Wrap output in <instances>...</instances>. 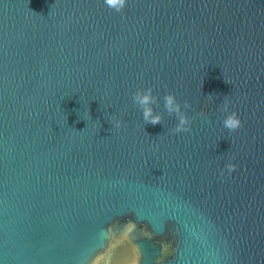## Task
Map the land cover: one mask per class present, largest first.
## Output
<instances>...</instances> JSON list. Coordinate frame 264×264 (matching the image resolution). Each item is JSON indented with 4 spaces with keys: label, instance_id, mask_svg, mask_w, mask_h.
Wrapping results in <instances>:
<instances>
[{
    "label": "water",
    "instance_id": "95a60500",
    "mask_svg": "<svg viewBox=\"0 0 264 264\" xmlns=\"http://www.w3.org/2000/svg\"><path fill=\"white\" fill-rule=\"evenodd\" d=\"M0 264H264V0H0Z\"/></svg>",
    "mask_w": 264,
    "mask_h": 264
},
{
    "label": "clouds",
    "instance_id": "9594fccd",
    "mask_svg": "<svg viewBox=\"0 0 264 264\" xmlns=\"http://www.w3.org/2000/svg\"><path fill=\"white\" fill-rule=\"evenodd\" d=\"M105 4L114 9L117 12H120L124 9L127 0H104ZM133 99L136 103L143 107V119L146 123H150L152 125L159 124L161 122V115L153 114V108L150 106L155 98L152 94V89L148 88L144 91H136L134 93ZM165 107L168 112L171 114L173 112L177 113L179 120L176 124L174 131L179 133L182 131H189L190 130V118L181 112V106L179 103L176 102L175 95L173 93H168L165 97ZM188 102L185 101V107H188ZM228 108V101H225L224 109L227 110ZM117 128L121 126V121L117 119H113L112 121ZM224 127L227 128L229 131H235L242 126V121L237 115L235 111L229 113L224 121ZM229 173L236 169L237 165L233 163H228L226 165Z\"/></svg>",
    "mask_w": 264,
    "mask_h": 264
}]
</instances>
